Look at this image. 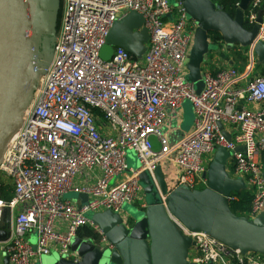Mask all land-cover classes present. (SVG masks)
I'll list each match as a JSON object with an SVG mask.
<instances>
[{
    "label": "built area",
    "instance_id": "built-area-1",
    "mask_svg": "<svg viewBox=\"0 0 264 264\" xmlns=\"http://www.w3.org/2000/svg\"><path fill=\"white\" fill-rule=\"evenodd\" d=\"M63 4L53 58L39 73L22 125L0 163V186L10 181L14 192L10 201L0 194V223L6 207L11 213L8 236L0 240V264L6 255L9 264H36L53 250L78 260L72 241L82 228L92 227L99 240H106L92 220L95 213L122 214L123 205L130 202L146 207L139 181L142 171H148L159 187L154 172L161 165L169 191L179 185L204 188L208 180L203 173L221 146L232 151L229 169L245 181L252 197L247 216L260 214L264 74H256L254 45L264 42V0H252L246 11L247 25L259 24V31L254 43L245 47V67L219 64L213 70L206 58L200 93L187 79L197 23L181 1L173 5L169 0H63ZM131 11L143 15L149 32L143 58L115 47L109 60L102 59L100 51L114 23ZM187 99L193 102L195 120L190 130L182 131ZM249 102L257 108H249ZM220 122L231 134L230 141ZM153 136L160 143L158 149ZM238 146L242 149L235 150ZM129 149L139 156L137 169L128 166ZM70 191L86 194L87 201L66 198ZM228 198L235 199V192ZM178 224L195 241L189 251L194 263L264 264L263 253H243L206 232Z\"/></svg>",
    "mask_w": 264,
    "mask_h": 264
},
{
    "label": "water",
    "instance_id": "water-1",
    "mask_svg": "<svg viewBox=\"0 0 264 264\" xmlns=\"http://www.w3.org/2000/svg\"><path fill=\"white\" fill-rule=\"evenodd\" d=\"M169 1H181L197 23L187 79L200 93L204 88L202 64L215 41L213 34L219 33L229 47L238 44L249 47L254 43L259 24L250 28L246 21V11L252 0H240L235 14L213 0ZM59 7L58 0H0V163L12 136L22 125L39 73L53 58L52 54L48 64L40 66L42 54L38 52V42L42 43L44 36H51L55 45ZM36 9H40L39 20ZM42 13L49 24L41 30ZM168 16L171 18V14ZM144 21L142 14L131 11L115 22L100 51L101 58L109 60L115 47H122L142 59L149 41ZM261 21L262 11L258 15V22ZM49 28V35H44ZM254 51L258 63L264 64V42L257 41ZM219 126L230 141L231 134L225 131L224 124L220 122ZM241 149L238 146L235 150ZM231 153L224 146L216 150L208 170L203 173L208 180L204 188L179 185L169 191L161 165L154 172L160 188L148 171H142L139 181L147 205L138 210L139 214L136 211L126 217L112 210L95 213L92 220L106 240L76 236L72 250L79 255L78 260L56 255L45 264H197L189 259L195 241L182 232L178 221L190 231L206 232L243 253L264 254V210L250 218L231 208L229 195L247 187L242 178L231 176L227 170ZM161 193L166 196L165 200ZM75 198L87 201V195L83 193H77ZM10 225L11 213L6 207L0 223V240L7 238ZM3 261L9 264V256L6 255Z\"/></svg>",
    "mask_w": 264,
    "mask_h": 264
},
{
    "label": "rangeland",
    "instance_id": "rangeland-1",
    "mask_svg": "<svg viewBox=\"0 0 264 264\" xmlns=\"http://www.w3.org/2000/svg\"><path fill=\"white\" fill-rule=\"evenodd\" d=\"M171 3L173 5H175L177 3V1L176 2L173 1ZM59 5H60V9H61V16H63L64 15V4L62 2L60 4V2H59ZM40 9H41V7H40ZM40 9L35 10V15H36L37 20H39V17H40ZM60 27H61V23L58 26V30L60 29ZM48 31H50V28L48 30L44 31L43 34L49 35V33H47ZM42 32L43 31H41L40 34H42ZM195 33H196V30H195ZM194 36H195V34H194ZM192 47H193V44H192ZM213 47L218 48V45L214 44ZM53 48H54V43H53L51 36L50 37L44 36L43 42L42 43L38 42V52L40 51V53L42 54L43 61L46 62V60H48V59L50 60L52 58ZM211 51H212V49L209 50V53ZM187 70H188V74H189L188 64H187ZM194 120H195L194 106L192 104V101L187 99L184 102V114H183V123H182L183 129L184 130H190L193 123H194ZM151 140H152L154 148L158 149L160 147V143H159L157 137L153 136V137H151ZM127 163H128V166L130 168L137 169L140 167L141 162H140L139 156L135 150L129 149L127 151ZM143 193H144V191H143ZM76 196H77V193H75L74 191L67 192L65 195L66 198H70V199H76L75 198ZM144 200L146 201L145 193H144ZM139 209H141L140 203H131V202L125 203L122 207V210H123L122 214L126 217L127 216L129 217V215H133L134 213H136V211L139 214V211H138ZM56 255H59V253L56 250H53L51 254L42 255L41 259L38 260V264H45L49 258H51L52 256H56Z\"/></svg>",
    "mask_w": 264,
    "mask_h": 264
},
{
    "label": "crops",
    "instance_id": "crops-1",
    "mask_svg": "<svg viewBox=\"0 0 264 264\" xmlns=\"http://www.w3.org/2000/svg\"><path fill=\"white\" fill-rule=\"evenodd\" d=\"M61 4V2L63 3V0H58ZM63 16H61V9L59 7V15H58V19H57V34L59 32L58 30V26L60 23H62V18ZM47 17L46 15H44L43 13L41 14V25L39 26V28L42 30V28H46V26L49 24L48 21L46 20ZM57 36V35H56ZM49 37V36H48ZM217 41H213L212 44V51L210 53H208L207 57L208 60H209V64H210V67L213 68V70L216 69V67L219 65V64H234L236 66H238L241 70L245 67L246 65V62L244 61H241L239 60V56H238V51L239 53L240 52H243L242 50H240L239 48H237V46L239 45H234L233 47H229V45L225 42H218L216 43ZM214 44H217L218 45V48H214ZM245 56V55H243ZM205 58V59H206ZM51 60V59H50ZM49 59L45 61H43V58H42V55H40L39 57V62H40V66L41 67H44L48 64V62L50 61ZM256 74H264V64H257L256 66ZM242 85L245 84V82L243 81L241 83ZM247 106L251 109H256L257 108V105L255 103H252V102H249L247 103ZM183 114H184V103H183ZM182 131H186L183 129L182 127ZM212 161V160H211ZM230 162L228 161V164H227V170L228 172L233 176V177H237L232 169H229V165ZM243 190V189H242ZM246 190V188H245ZM247 215V214H246ZM97 231H95L94 228L92 227H84L82 228L80 231H79V237H81L82 239H90V240H97L96 236H99L98 233H96ZM36 236L33 235V239L34 241L36 240L35 239ZM38 264V261L37 263Z\"/></svg>",
    "mask_w": 264,
    "mask_h": 264
},
{
    "label": "trees",
    "instance_id": "trees-1",
    "mask_svg": "<svg viewBox=\"0 0 264 264\" xmlns=\"http://www.w3.org/2000/svg\"><path fill=\"white\" fill-rule=\"evenodd\" d=\"M213 1L218 5H220L221 7H223V9L230 11L233 14L236 13L237 4L240 2V0H213ZM247 27L249 26L247 25ZM212 38L213 40L218 41L222 39V36L219 33H215L212 35ZM237 48L243 51L240 53L238 51L239 60L243 62L245 61L247 63L246 56H243L245 47L238 45ZM263 160H264V156H263ZM0 194L1 197L6 201H10L13 198L14 192H13L12 183L10 181L0 186ZM235 195L236 198L230 201L231 208L235 213L239 215H246L251 209V205H252V197L250 193L247 190L243 189L239 192H235ZM96 238L99 240L100 237L96 236Z\"/></svg>",
    "mask_w": 264,
    "mask_h": 264
}]
</instances>
